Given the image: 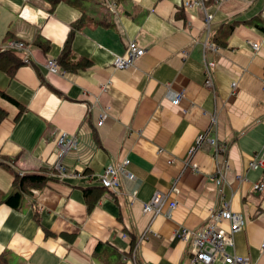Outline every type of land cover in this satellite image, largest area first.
<instances>
[{
    "label": "crops",
    "instance_id": "obj_1",
    "mask_svg": "<svg viewBox=\"0 0 264 264\" xmlns=\"http://www.w3.org/2000/svg\"><path fill=\"white\" fill-rule=\"evenodd\" d=\"M197 1L0 0V48H28L0 49V264H134L141 236L138 264H190L174 232L207 225L224 201L244 219L226 251L264 264V169L249 167L264 147V0ZM130 41L145 52L117 68ZM60 131L78 143L65 177L52 168ZM201 133L217 147L190 155ZM125 158L121 193L109 191L96 177ZM15 173L48 176L18 207L6 201ZM173 185V209L143 212Z\"/></svg>",
    "mask_w": 264,
    "mask_h": 264
},
{
    "label": "built area",
    "instance_id": "obj_2",
    "mask_svg": "<svg viewBox=\"0 0 264 264\" xmlns=\"http://www.w3.org/2000/svg\"><path fill=\"white\" fill-rule=\"evenodd\" d=\"M197 2H200L198 0ZM196 3V2H195ZM202 5V4H201ZM110 11L114 12V7L109 6ZM208 18L211 17L210 14H206ZM209 23H207L208 25ZM255 50L258 49L257 44H252ZM6 47H12L17 49H28L26 43L21 41H9L6 45H2L0 48L4 50ZM143 49L137 48L134 42H130L126 49V56L119 57L116 61V66L119 68L127 67L132 64L135 56L142 54ZM25 62H29L28 56L24 57ZM206 78L204 80L205 86H212V70L214 63H206ZM45 67L48 72L60 73V68L57 61L49 57L46 60ZM181 98V94H176L172 100L173 104H177ZM103 122V117L98 121V125ZM208 140L211 144L217 147V143L213 139H207L204 133H201L196 139V146H193L189 150L191 155L195 148L203 140ZM77 139L74 135H67V133L60 131L57 134V146L59 148V154L55 161L58 176L65 177L68 175L66 167L62 163V159L65 154L71 149L75 148ZM129 163L128 158L122 160L121 163L116 165H106L102 172L97 175L98 181L103 187L110 189L116 193H121L120 186V176L129 175L126 171V165ZM188 164V162H187ZM193 170H197L195 164L191 165ZM249 167L252 169L262 168L264 169V147L263 149L255 153L251 160L249 161ZM76 176H81L80 172L76 173ZM91 178V176H89ZM88 177V178H89ZM220 182L219 179H216ZM254 189L263 190L264 181H259L254 183ZM171 192H179V188L176 186L170 187V191L164 192L161 190H156L151 195L150 199L143 203V212L152 213L153 215H159L164 213L165 206H168L169 210L174 208L176 205L175 200H169ZM228 222V229L223 228L220 223ZM244 224V219L242 215L238 212H234L230 209L229 203L224 201L221 203L220 207L213 211L210 217V221L207 225L201 227L200 229H187L181 228L176 234L178 237L182 238L183 241L187 243L188 252L190 254L189 263L190 264H250L249 259L244 256H240L235 253H228L225 249L227 244L231 243V238L233 233L239 229ZM141 240V237H140ZM140 243V241H139ZM139 243L135 245L132 251V259L134 264H138V259H136L137 249ZM264 246V242L262 244Z\"/></svg>",
    "mask_w": 264,
    "mask_h": 264
},
{
    "label": "trees",
    "instance_id": "obj_3",
    "mask_svg": "<svg viewBox=\"0 0 264 264\" xmlns=\"http://www.w3.org/2000/svg\"><path fill=\"white\" fill-rule=\"evenodd\" d=\"M47 1L51 4V8H53L61 0H47ZM47 177H48L47 175H45V176L44 175L43 176H40V175H19L18 173H15V181L13 183V190H12L11 194L8 196V198L6 199V201H8L9 204H11L15 207H18L20 204L21 196H22L23 192H25L27 190V188H30L32 186H37L38 184L45 183V181L47 180ZM108 190L110 191V189H108ZM89 204H92V203H89ZM90 206L91 205H89V208H90ZM133 249H132V251H133ZM97 250H98V248H97ZM132 251H131V253H132Z\"/></svg>",
    "mask_w": 264,
    "mask_h": 264
},
{
    "label": "rangeland",
    "instance_id": "obj_4",
    "mask_svg": "<svg viewBox=\"0 0 264 264\" xmlns=\"http://www.w3.org/2000/svg\"><path fill=\"white\" fill-rule=\"evenodd\" d=\"M130 42H134V41H130ZM130 42H129V43H130ZM129 43L127 44V47H128V45H129ZM134 43H135V42H134ZM135 45H136L137 48H141V47H139L136 43H135ZM126 49H127V48H126ZM141 49H143V48H141ZM144 52H145V50L143 49L142 54H143ZM142 54H140V55H138V56H135L131 65H129V66H127V67H122V68H128V67L132 66V65L134 64L135 60H136L139 56H141ZM116 67H117V66H116ZM117 68H119V67H117ZM122 68H121V69H122ZM97 124H98V122H97ZM75 138H76V137H75ZM56 143H57V135H56V137H55V145H56V150H57V154H56V155H57V157H58V154H59V148H58V146H57ZM77 145H78V143L76 142V146H75V148L77 147ZM75 148H74V149H75ZM63 158H64V157H63ZM56 159H57V158H56ZM55 161H56V160H55ZM55 161H54L53 164H52V168H53L54 172H57V170L55 169V167H56V163H55ZM62 163H63V165L65 166V164H64V162H63V159H62ZM189 165H190V167H191L192 164L189 163ZM65 167H66V166H65ZM191 168H192V167H191ZM66 169H67V168H66ZM175 206H176V205H175ZM172 209H173V208H172ZM142 210H143V208H142ZM144 213H145V212H144ZM151 214H152V213H151ZM152 215H153V214H152ZM153 216L155 217L156 215H153ZM182 228H183V227H182ZM180 229H181V228H179L177 231H175V232H174V235H175L177 238L182 239V238L178 237L177 234H176L178 231H180ZM237 230H238V229H237ZM237 230H236V231H237ZM236 231H235V232H236ZM143 239H144V237L141 236V240L139 239V241H142ZM137 242H138V241H137ZM137 242H136V244H137ZM262 244H263V243H262ZM262 244H261V247H264V246H262Z\"/></svg>",
    "mask_w": 264,
    "mask_h": 264
}]
</instances>
